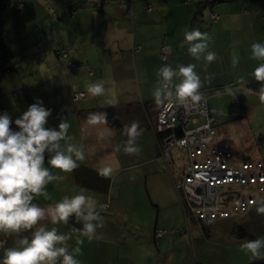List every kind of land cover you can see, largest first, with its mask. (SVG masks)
Returning <instances> with one entry per match:
<instances>
[{"label":"crops","instance_id":"0c3cea01","mask_svg":"<svg viewBox=\"0 0 264 264\" xmlns=\"http://www.w3.org/2000/svg\"><path fill=\"white\" fill-rule=\"evenodd\" d=\"M18 1L23 2L13 0V5L11 1L8 4L15 9ZM52 4L55 8L51 18L33 11H43ZM22 8H26V18L38 19L35 23L42 25L32 31H42L44 35L41 47L34 38L26 43V50H42L45 57L54 55L57 60L53 59L51 64L57 67H21L23 60L13 57L20 67L6 74L0 72V114L8 113L14 123L31 104L41 100L52 110L47 126L56 127L60 118L65 117L70 124V143L85 153V159L78 161L79 167L72 173L52 169L53 175L64 179L47 185L50 199L38 196L34 202L48 208L65 195L87 190L104 218V227L97 229V238L91 241L72 231L82 228L74 217L67 225H52L47 220L42 223L57 227L60 233H71L70 248L78 246L77 239L84 241L79 245L82 254L76 257L81 264H201L188 256L191 245L187 223L195 220H186L183 206L187 222L183 229L158 220L162 210L175 212L172 209L182 205L175 187L179 175L172 166L173 158L170 163L161 158V146L153 128L156 109L151 107L148 113L143 103L155 100L153 92L159 86L156 73L160 67L171 65L175 69L180 64H195L203 81L201 91L210 92L207 103L219 122L220 135L214 143L244 155L236 132L247 130L254 139L248 146L251 156L264 158V102L258 91L248 86L256 82L253 70L261 63L251 58V44L264 43V0H25ZM213 12L218 14L215 20L211 17ZM193 28L212 37L208 50L214 51L217 59L211 64L203 58L195 60L187 53V46L181 47L185 30ZM164 39L171 48L167 59L159 55ZM57 50L65 52V56L60 57ZM233 56L239 57L235 68ZM209 74L213 76L211 82L204 79ZM96 81H103L104 96L92 97L87 93V85ZM225 86L240 97V116H228L234 95H229ZM76 92L83 95L75 96ZM108 105L117 108L118 127L87 124L90 113H104ZM197 118L204 121L202 116ZM132 121H139L143 129L138 139L142 149L139 155L125 154L123 147L119 152L114 150L127 140L122 130ZM102 168H110L111 174L100 175ZM261 198L264 193L257 195L244 214L237 215L239 219L234 216L239 220L235 227L239 225L246 231L245 237L235 238V248L240 249L247 239L254 220L250 217L256 214ZM101 203L107 205L102 207ZM207 227L204 230L208 231ZM156 229L165 232L157 236ZM13 243L14 238H8L6 247ZM249 255L244 253L233 260L226 256L223 264H264V260ZM2 257L0 249V264Z\"/></svg>","mask_w":264,"mask_h":264},{"label":"clouds","instance_id":"9594fccd","mask_svg":"<svg viewBox=\"0 0 264 264\" xmlns=\"http://www.w3.org/2000/svg\"><path fill=\"white\" fill-rule=\"evenodd\" d=\"M212 37L193 28L184 32L181 47L187 46V53L195 60L203 58L207 64L217 59L214 51H209ZM171 53V48L168 49ZM251 58L260 61L253 70V76L260 82L258 95L264 102V43L251 44ZM239 63V57L233 56L232 67ZM195 64L165 65L157 70L158 84L153 92L155 101L169 105L179 104L185 109L194 108L204 99L201 92L203 81L195 71ZM211 82L213 76L205 78ZM178 81V82H177ZM229 95H234L231 87L225 86ZM103 81L91 82L87 85V93L92 97L105 95ZM52 110L46 108L41 100L31 104L11 127L13 120L8 113L0 114V249H3L2 264H81L76 257L82 254L77 239V247L70 248L71 233H60L57 227H49L42 223L49 221L52 225L69 224L70 218L82 223V228H73L89 241L97 238V229L104 227V218L98 212L96 199L87 194V190L68 196L65 195L54 206L44 208L34 200L38 196L50 199L45 190L53 181H62L63 176L53 175L52 169L64 173H72L79 167L78 161L85 159L81 148L70 143L72 137L68 130L70 124L65 117L60 118L56 127H48V119ZM107 114L90 113L87 117L89 125H106ZM122 134L127 140L114 148L128 155H139L142 151L138 139L143 135L139 121L125 125ZM64 142L63 144L61 142ZM47 154V160H46ZM47 165V166H46ZM110 168L100 169V175L111 174ZM259 215H264V198L256 207ZM8 238H14L13 246L6 247ZM240 250L251 258L264 260V237L245 240Z\"/></svg>","mask_w":264,"mask_h":264},{"label":"built area","instance_id":"2783aa9c","mask_svg":"<svg viewBox=\"0 0 264 264\" xmlns=\"http://www.w3.org/2000/svg\"><path fill=\"white\" fill-rule=\"evenodd\" d=\"M16 5L19 10L22 9L21 1ZM211 17L215 20L218 14L213 12ZM168 49V41L164 39L159 49L161 58H168ZM56 52L60 57L65 56L62 50ZM201 92L204 99L194 108L169 105L167 101L160 103L155 111L153 128L155 133H162L158 140L165 162L172 160V147L184 153L186 161L175 187L181 193L186 220L206 223L245 213L255 203L257 195L264 193V158L252 157L250 152L239 155L214 143L220 135L219 122L207 103L210 92ZM74 94L82 96L83 92ZM218 113L225 114L222 110ZM227 114L231 117L242 114L241 102L235 93L234 108ZM197 115L204 117V121H198ZM11 127L18 130L14 123ZM236 135L243 147L253 144L250 131L236 132ZM106 205L100 204L102 207ZM164 232L163 229L155 230L157 236H162Z\"/></svg>","mask_w":264,"mask_h":264},{"label":"rangeland","instance_id":"374dc122","mask_svg":"<svg viewBox=\"0 0 264 264\" xmlns=\"http://www.w3.org/2000/svg\"><path fill=\"white\" fill-rule=\"evenodd\" d=\"M6 1L7 5H4L0 8V27L6 30V39L9 44V48L13 53L16 52L14 53L13 57L15 59H18L19 61L23 60L21 62V67H57L53 65V59L55 61L57 60L54 55L45 57L42 50L39 53L32 52L30 49L26 50V43L32 42L34 38H37L39 40L40 47L44 43V40H41L44 36L42 34V31H32L33 28L35 30H37V27L42 28L40 22L39 26L37 25V23H35L38 19H35L31 16L26 18L24 16L26 8H22L20 11L21 13H18V8L14 9L12 7L15 1ZM8 1H11L12 5L10 3L8 4ZM22 3H25V0H23ZM54 8L55 5L52 4L50 7L46 6V9L43 11L41 9H38L40 10L38 11L36 8L33 11L40 12V14H42L41 17L48 18L50 16L51 18L53 16ZM27 15L29 16L28 12ZM42 19L43 18H41L39 21H41ZM32 21L34 22L32 23ZM44 25L51 26V24L47 23H44ZM20 47H22V50L19 51ZM16 67H20V65L18 64L16 65ZM231 108L233 109L234 106ZM242 148L246 153H249L252 150L247 146ZM170 152L173 158L172 166L174 167L176 171L175 174L178 177L181 167L185 163L186 159L184 157L183 151L178 148L172 147L170 149ZM179 205L180 206L177 210H175L174 208L172 209V211L175 212L168 211L167 209L162 210L160 212L158 220L161 223L164 222L169 226L176 225L177 228L183 229L187 222L184 218L182 205ZM236 217L239 219L240 216ZM236 217L228 218L225 220L209 221L204 224H201L198 221H188L187 224L188 226H190V229L188 231L190 242L188 243L189 245H191V254L189 253L188 256L193 257L195 261L202 262L201 264H223V262H225V260L227 259L226 256H230V259L233 260L234 258L243 255L244 252L241 253V250L239 248H235L234 246L236 241V233L238 232L235 225L239 221L238 219L235 220ZM250 218H254V220H252L253 228L249 227V235L246 240L264 237V215H259L256 212L254 217L252 216ZM206 226L209 227L208 231L204 230L203 228ZM166 228L167 230H172L173 227ZM178 246L180 250V243L178 244ZM177 255H180V252Z\"/></svg>","mask_w":264,"mask_h":264},{"label":"trees","instance_id":"16d2710c","mask_svg":"<svg viewBox=\"0 0 264 264\" xmlns=\"http://www.w3.org/2000/svg\"><path fill=\"white\" fill-rule=\"evenodd\" d=\"M4 5H7L6 0H0V8L3 7ZM14 56V53L11 51L9 48V44L6 39V31L5 29L0 27V72L3 74H6L9 72L11 69H14L18 63V61H15V59H12ZM249 87L255 89L258 91L260 87V82H252L248 85ZM144 106L149 113L151 107L157 109V103L155 100H147L144 101ZM160 104V103H159ZM154 109V110H155ZM156 111V110H155ZM104 113L107 114V119H108V124L114 127H118L120 125V121L117 115V108L115 105H108L104 107ZM158 139L161 138L162 133L156 132ZM46 160H47V154H46ZM178 194L180 196V200L182 203V196L181 193ZM183 205V204H182ZM244 214V213H243ZM227 219V218H226ZM238 232L236 233L237 238H243L246 235V231L244 228L241 226H236Z\"/></svg>","mask_w":264,"mask_h":264},{"label":"water","instance_id":"95a60500","mask_svg":"<svg viewBox=\"0 0 264 264\" xmlns=\"http://www.w3.org/2000/svg\"><path fill=\"white\" fill-rule=\"evenodd\" d=\"M207 228H208V227H207ZM207 228H206V229H207Z\"/></svg>","mask_w":264,"mask_h":264}]
</instances>
